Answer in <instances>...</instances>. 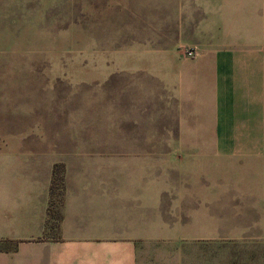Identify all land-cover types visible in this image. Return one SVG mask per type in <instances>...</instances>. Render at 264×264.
<instances>
[{"label":"crops","instance_id":"1","mask_svg":"<svg viewBox=\"0 0 264 264\" xmlns=\"http://www.w3.org/2000/svg\"><path fill=\"white\" fill-rule=\"evenodd\" d=\"M190 1L173 13L172 0L181 26L172 55L162 57L172 58L179 133L113 135L106 124L98 134L93 109L79 114L88 126L77 133L0 140V264H142L146 243L172 238L162 149L172 151L166 174L179 206L193 204V171L211 177L199 188L208 202V190L223 191L214 180L225 168L264 169V0ZM185 47L196 57L186 58ZM56 165L65 189L54 201Z\"/></svg>","mask_w":264,"mask_h":264},{"label":"rangeland","instance_id":"2","mask_svg":"<svg viewBox=\"0 0 264 264\" xmlns=\"http://www.w3.org/2000/svg\"><path fill=\"white\" fill-rule=\"evenodd\" d=\"M174 7L181 13L192 1ZM179 16L172 0H0V140L77 133L88 126L79 114L93 109L98 134L106 124L113 135L179 133L172 58H162L172 55ZM180 49L186 58L194 50ZM160 159L172 238L146 243L141 263L264 264V169L225 168L223 180L214 178L223 191L208 190V202L199 188L211 177L193 171L194 201L185 207L174 204L166 174L172 151Z\"/></svg>","mask_w":264,"mask_h":264},{"label":"trees","instance_id":"3","mask_svg":"<svg viewBox=\"0 0 264 264\" xmlns=\"http://www.w3.org/2000/svg\"><path fill=\"white\" fill-rule=\"evenodd\" d=\"M63 166L56 165L54 168V180L52 182V187H51V197L52 199L55 200H61L63 198L64 194V175H63ZM52 219L58 221L60 219V215L58 212L55 214H51Z\"/></svg>","mask_w":264,"mask_h":264},{"label":"built area","instance_id":"4","mask_svg":"<svg viewBox=\"0 0 264 264\" xmlns=\"http://www.w3.org/2000/svg\"><path fill=\"white\" fill-rule=\"evenodd\" d=\"M195 55H196V53H195L194 50H190V51L188 52V56H189L190 58L195 57Z\"/></svg>","mask_w":264,"mask_h":264}]
</instances>
